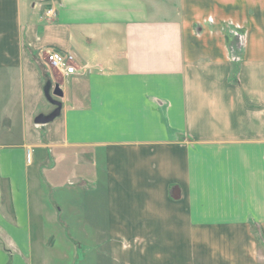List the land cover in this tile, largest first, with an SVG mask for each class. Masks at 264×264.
Here are the masks:
<instances>
[{
	"label": "crops",
	"instance_id": "crops-1",
	"mask_svg": "<svg viewBox=\"0 0 264 264\" xmlns=\"http://www.w3.org/2000/svg\"><path fill=\"white\" fill-rule=\"evenodd\" d=\"M47 81L60 114L35 125ZM66 248L264 264V0H0V264Z\"/></svg>",
	"mask_w": 264,
	"mask_h": 264
},
{
	"label": "rangeland",
	"instance_id": "rangeland-1",
	"mask_svg": "<svg viewBox=\"0 0 264 264\" xmlns=\"http://www.w3.org/2000/svg\"><path fill=\"white\" fill-rule=\"evenodd\" d=\"M45 54H46V52H44V55H43V59H44V61H45ZM46 63V62H45ZM42 66H43V68H45L46 69V72L49 74V77L50 78H56L57 77V75H58V73H57V71L55 70V69H52V68H50L48 65L45 67L44 66V64L42 63ZM53 87V86H52ZM53 98L54 99H57L58 97H55V96H53ZM44 102H45V105L49 108V110H51L52 109V111L54 110V106H51L50 104H49V102L45 99L44 100ZM50 200V199H49ZM55 200H57V199H55ZM52 201V200H51ZM48 202L47 200L45 201V202H47L48 203V206H50V204H52V202ZM50 203V204H49ZM54 234H56V236H57V238H58V240L60 241L61 240V244H62V240H63V237H66V238H71V239H74V240H78V241H80L82 244H84V243H88L89 242V237H88V233H85V232H81V231H78V232H70V231H67V232H64V234H63V232H56L55 231V233ZM70 249L69 248H66L65 250H64V252H65V254L67 255V258L65 257V262L63 263V264H71V262H72V257H70L69 255H70V253L68 254V252L67 251H69ZM46 256L48 257V259L52 262V261H57L59 258H58V249H55V250H53V251H48V252H46ZM60 257H61V254H60ZM34 262H36V259L34 258ZM35 264V263H34ZM62 264V263H61Z\"/></svg>",
	"mask_w": 264,
	"mask_h": 264
},
{
	"label": "built area",
	"instance_id": "built-area-1",
	"mask_svg": "<svg viewBox=\"0 0 264 264\" xmlns=\"http://www.w3.org/2000/svg\"><path fill=\"white\" fill-rule=\"evenodd\" d=\"M46 64L55 69L62 75H74L76 72L75 59L73 55L61 54L54 51H47L45 54ZM28 158L30 157V152H27Z\"/></svg>",
	"mask_w": 264,
	"mask_h": 264
},
{
	"label": "water",
	"instance_id": "water-1",
	"mask_svg": "<svg viewBox=\"0 0 264 264\" xmlns=\"http://www.w3.org/2000/svg\"><path fill=\"white\" fill-rule=\"evenodd\" d=\"M43 94H44L45 99L52 106H54V110L47 115H38L34 119L35 125H45L47 123H50L56 117H58L60 114L61 104H60V102H58L56 99L53 98V96H55V97H61L62 96V92L59 89V87L58 86L52 87L51 83L49 81H47L44 85V88H43Z\"/></svg>",
	"mask_w": 264,
	"mask_h": 264
}]
</instances>
